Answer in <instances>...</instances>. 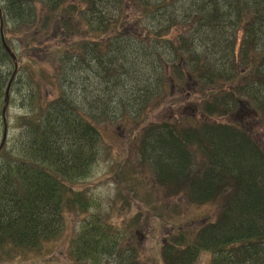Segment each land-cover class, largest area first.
Returning <instances> with one entry per match:
<instances>
[{
  "label": "trees",
  "instance_id": "16d2710c",
  "mask_svg": "<svg viewBox=\"0 0 264 264\" xmlns=\"http://www.w3.org/2000/svg\"><path fill=\"white\" fill-rule=\"evenodd\" d=\"M0 25L11 50L0 32V144L9 82L7 109H22L12 122L5 112L0 264L98 208L75 186L110 155L106 128L133 153L110 165L127 194L166 189L218 207L198 227L171 224L163 264H195L204 251L209 264H264V149L237 118L247 109L264 133V0H0ZM167 106L176 113L151 120ZM89 219L70 241L76 262L155 264L142 257L141 227Z\"/></svg>",
  "mask_w": 264,
  "mask_h": 264
},
{
  "label": "rangeland",
  "instance_id": "374dc122",
  "mask_svg": "<svg viewBox=\"0 0 264 264\" xmlns=\"http://www.w3.org/2000/svg\"><path fill=\"white\" fill-rule=\"evenodd\" d=\"M175 108V106H167L166 109L155 111L151 120L169 118L170 115L176 113L177 109L175 111ZM6 110L11 122L16 114L22 112V109L16 106V102L11 104L8 109L6 107ZM237 118L243 122L246 128L251 129L255 139L264 149V133L258 119L252 116L250 111L242 108L238 111ZM105 133V138L108 139L107 142L112 148L110 155L99 162L91 177L84 181L81 180L75 186L77 189H84L89 196L97 200L98 208H89L85 212L68 215L60 227V234L46 242L42 250L20 253L16 258V264H87L74 260L70 254V241L79 225L83 221L90 220L89 214L92 212H101L104 220L110 221L116 226L125 227L128 233L136 227H141V231L137 230V232L139 238L144 240L142 257L147 262L155 264H163L160 246L165 233L170 230L171 224H186L183 222L187 220L188 225L195 228L203 221L216 218L218 207L213 203L191 204L179 194L170 195L166 189H161L159 194L152 196L154 191L139 187L137 192L127 194L120 176V169L114 172L110 165L116 166L114 167L116 169L119 167L116 162L118 153L120 156L123 154L129 156L134 161L133 153L123 151V147L122 150H119L118 145H115L112 138L107 136L109 135L107 128ZM10 134H12V130H10ZM125 140L126 138L120 136V145H123ZM132 184L133 182H130L129 187ZM152 202H157L155 204L157 215H153ZM209 261L210 254L204 251L195 264H209Z\"/></svg>",
  "mask_w": 264,
  "mask_h": 264
},
{
  "label": "water",
  "instance_id": "95a60500",
  "mask_svg": "<svg viewBox=\"0 0 264 264\" xmlns=\"http://www.w3.org/2000/svg\"><path fill=\"white\" fill-rule=\"evenodd\" d=\"M5 46H6V45H5ZM13 57H14V56H13ZM9 85H10V84H8L7 89H6V96H5V104H4V107H3V114H4V111H5V109H6V105H7V101H8ZM4 135H5V133H4ZM3 140H4V138H3Z\"/></svg>",
  "mask_w": 264,
  "mask_h": 264
}]
</instances>
